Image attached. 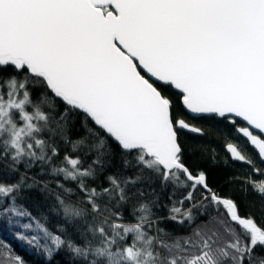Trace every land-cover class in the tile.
<instances>
[{"label":"snow or ice","instance_id":"6c2138e0","mask_svg":"<svg viewBox=\"0 0 264 264\" xmlns=\"http://www.w3.org/2000/svg\"><path fill=\"white\" fill-rule=\"evenodd\" d=\"M203 125L242 176L187 162ZM237 179L264 194V0H0V264H264Z\"/></svg>","mask_w":264,"mask_h":264},{"label":"trees","instance_id":"16d2710c","mask_svg":"<svg viewBox=\"0 0 264 264\" xmlns=\"http://www.w3.org/2000/svg\"><path fill=\"white\" fill-rule=\"evenodd\" d=\"M206 128V135L205 136H195V135H188L187 140L189 141L187 147L193 149L192 155L187 157V162L190 165H198L205 167L209 169L210 171V181L215 185L218 183H221L222 181H225L228 176L232 175H243L244 171L246 170V166L236 163L231 164L228 167L223 166L221 163L213 164L212 160L210 159V156L212 154V150L216 149L218 153L217 159L220 160L224 156L223 148H222V137H219V134L211 128H208L207 125H203ZM40 170V166L36 165L32 169L28 170L27 176L32 177L36 176L37 180H45L49 179L48 176L38 175ZM20 171H24L23 165L20 166ZM133 172L132 169H128L127 174L131 175ZM17 178V174H12L10 177H4L6 180H15ZM259 179V177L257 178ZM29 182H31L29 180ZM51 187H55L54 185H50ZM137 187H141L145 190V196L148 199H151L152 197L149 195V185L146 181H142L140 184L137 185ZM154 187L159 191V183L157 182ZM241 188H245L246 191H240ZM230 189H235L236 191L234 194L236 195V198L241 202V210L242 212L245 209H249L256 213L257 219L260 218L259 216V206L261 204H264V194L259 193L256 189H254L251 185H242L241 181L239 179L233 181L232 183H223V186L221 187V191L224 194H228ZM31 195H35L38 199H43L44 193L39 192L38 189L31 190ZM75 199V197H73ZM50 202H54L52 197H49ZM167 201V192H164L161 194V198L159 201V204L161 207L155 208L154 211L159 216H164L167 213V209L163 207V205ZM34 211V210H33ZM35 214V211H34ZM127 214V209H126ZM51 226V225H49ZM160 228H168L172 229L174 226L171 222H162L159 224ZM176 231L183 232L185 229L176 227ZM8 240H10L16 247L18 252H26L27 249L20 244H18L16 241L12 240L11 237H7ZM257 251H260V249H257ZM29 257H31L33 264H43L42 257L35 254L34 252H28ZM63 257H67V253L61 254ZM57 264H69L68 259L62 258L59 259Z\"/></svg>","mask_w":264,"mask_h":264}]
</instances>
